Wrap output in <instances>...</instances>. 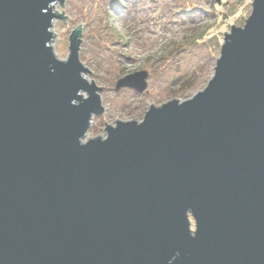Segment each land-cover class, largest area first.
Segmentation results:
<instances>
[{
  "label": "water",
  "instance_id": "95a60500",
  "mask_svg": "<svg viewBox=\"0 0 264 264\" xmlns=\"http://www.w3.org/2000/svg\"><path fill=\"white\" fill-rule=\"evenodd\" d=\"M56 2L0 0V264H264V0L203 90L88 140L103 87Z\"/></svg>",
  "mask_w": 264,
  "mask_h": 264
},
{
  "label": "rangeland",
  "instance_id": "374dc122",
  "mask_svg": "<svg viewBox=\"0 0 264 264\" xmlns=\"http://www.w3.org/2000/svg\"><path fill=\"white\" fill-rule=\"evenodd\" d=\"M253 0H60L52 46L70 53V34L82 23L83 74L101 88L104 113L95 114L85 140L107 137V124L143 120L151 104L192 98L203 90L221 55L225 32L243 26ZM149 70L144 91L116 88L126 74ZM87 95V93H85ZM107 123V124H106ZM191 217V216H190ZM192 225L194 227V219Z\"/></svg>",
  "mask_w": 264,
  "mask_h": 264
},
{
  "label": "bare ground",
  "instance_id": "6f19581e",
  "mask_svg": "<svg viewBox=\"0 0 264 264\" xmlns=\"http://www.w3.org/2000/svg\"><path fill=\"white\" fill-rule=\"evenodd\" d=\"M54 11H56V9L54 8Z\"/></svg>",
  "mask_w": 264,
  "mask_h": 264
}]
</instances>
